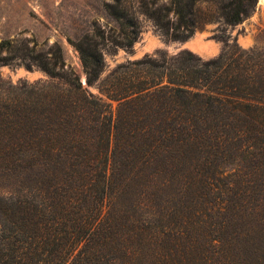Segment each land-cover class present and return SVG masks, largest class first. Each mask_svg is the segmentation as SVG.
Instances as JSON below:
<instances>
[{"label":"trees","instance_id":"1","mask_svg":"<svg viewBox=\"0 0 264 264\" xmlns=\"http://www.w3.org/2000/svg\"><path fill=\"white\" fill-rule=\"evenodd\" d=\"M257 2L142 0L169 41L218 22L220 54L147 56L103 78L94 28L69 39L86 86L58 44L1 42L0 65L51 80L0 90V264H264V47L220 28ZM106 7L121 25L109 52L131 51L138 23Z\"/></svg>","mask_w":264,"mask_h":264},{"label":"rangeland","instance_id":"2","mask_svg":"<svg viewBox=\"0 0 264 264\" xmlns=\"http://www.w3.org/2000/svg\"><path fill=\"white\" fill-rule=\"evenodd\" d=\"M151 1L147 0L150 7H171V0H159L154 5L150 4ZM107 4H118L130 11L138 23L140 36L131 51L119 48L116 53L109 52L110 37L120 34L121 25L108 14ZM142 5V0H0V44L3 41L18 44L23 53L26 52V47L33 48L35 45L49 52L58 44L63 49L67 67L75 70L84 86L87 85V77L80 55L69 39L81 40L86 35H91L94 28L105 37V40H100L104 43L102 46L106 62L103 78L117 66L147 56H161L163 61L168 63L170 57L183 50L191 51L204 60L220 54L223 45L213 38L215 30L220 26L218 22L198 28L193 37L185 42L169 41L154 21L142 12ZM208 7L211 6L200 5L202 10ZM220 28L225 29L231 40L237 38L238 44L244 49L264 47V1L235 28L227 25ZM50 80L39 68L28 71L24 66L0 65V90L6 89L8 83L33 84ZM88 88L95 94L99 93L96 87ZM116 106L114 103V108Z\"/></svg>","mask_w":264,"mask_h":264},{"label":"water","instance_id":"3","mask_svg":"<svg viewBox=\"0 0 264 264\" xmlns=\"http://www.w3.org/2000/svg\"><path fill=\"white\" fill-rule=\"evenodd\" d=\"M259 6H260V1L258 0L256 8L259 7Z\"/></svg>","mask_w":264,"mask_h":264},{"label":"bare ground","instance_id":"4","mask_svg":"<svg viewBox=\"0 0 264 264\" xmlns=\"http://www.w3.org/2000/svg\"><path fill=\"white\" fill-rule=\"evenodd\" d=\"M260 1V3H262L264 0H259Z\"/></svg>","mask_w":264,"mask_h":264}]
</instances>
